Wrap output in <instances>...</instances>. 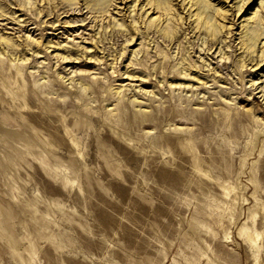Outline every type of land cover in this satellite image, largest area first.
<instances>
[{
	"label": "rangeland",
	"instance_id": "1",
	"mask_svg": "<svg viewBox=\"0 0 264 264\" xmlns=\"http://www.w3.org/2000/svg\"><path fill=\"white\" fill-rule=\"evenodd\" d=\"M145 1L0 0V264H264L260 42Z\"/></svg>",
	"mask_w": 264,
	"mask_h": 264
},
{
	"label": "bare ground",
	"instance_id": "2",
	"mask_svg": "<svg viewBox=\"0 0 264 264\" xmlns=\"http://www.w3.org/2000/svg\"><path fill=\"white\" fill-rule=\"evenodd\" d=\"M147 1L144 2V5H141L142 6L141 9L143 12H145L147 17L149 16L148 20L150 21V23H152V22H155L156 18L154 19L151 16L155 12H157V10L154 8L152 9L151 8L152 5L150 3H147ZM175 1L177 2L176 5H178L180 8L183 7V11H186L187 13H189L188 17L190 18V20L194 18L195 21L199 23L200 22L204 23L205 26L210 25L211 22L213 21V20L211 21L212 16L209 15V13L211 14L210 12L211 8H213L215 12L223 11V14L224 13L228 14L230 11L234 12V15L236 14L235 15L236 17L243 20L244 25L246 23V28L249 31L247 38L253 42L254 41L260 42L259 48L261 49L260 51L262 54L261 59L264 57V30H262V27H263L262 25L264 24V0H226L224 2V4H227L226 6L221 5V2H220V6H221L220 9L219 8L217 9L216 5L211 4L210 0H175ZM157 3L159 4V1ZM257 3L262 8L260 12H257L256 9H251ZM249 12H252V13H249ZM261 13L263 15H261ZM57 49H61V48H57Z\"/></svg>",
	"mask_w": 264,
	"mask_h": 264
}]
</instances>
